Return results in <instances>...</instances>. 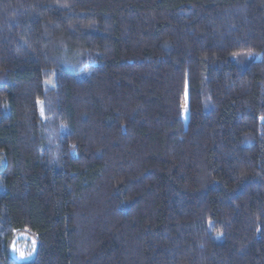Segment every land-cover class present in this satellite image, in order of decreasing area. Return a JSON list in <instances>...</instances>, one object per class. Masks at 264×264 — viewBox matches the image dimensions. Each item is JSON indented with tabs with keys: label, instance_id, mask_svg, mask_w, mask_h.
Returning a JSON list of instances; mask_svg holds the SVG:
<instances>
[{
	"label": "trees",
	"instance_id": "1",
	"mask_svg": "<svg viewBox=\"0 0 264 264\" xmlns=\"http://www.w3.org/2000/svg\"><path fill=\"white\" fill-rule=\"evenodd\" d=\"M0 264H264V0H0Z\"/></svg>",
	"mask_w": 264,
	"mask_h": 264
},
{
	"label": "rangeland",
	"instance_id": "2",
	"mask_svg": "<svg viewBox=\"0 0 264 264\" xmlns=\"http://www.w3.org/2000/svg\"><path fill=\"white\" fill-rule=\"evenodd\" d=\"M33 241L34 240L26 233L18 234V236L12 241V244L10 246L11 247L10 252H11L12 258L16 260H20L18 259V253H14L12 251L13 246H15V248L19 250H23L26 255L30 253V256L27 260L32 259L35 253V250H36V245H35V248L33 249V243H32ZM21 261H25V260H21Z\"/></svg>",
	"mask_w": 264,
	"mask_h": 264
},
{
	"label": "snow or ice",
	"instance_id": "3",
	"mask_svg": "<svg viewBox=\"0 0 264 264\" xmlns=\"http://www.w3.org/2000/svg\"><path fill=\"white\" fill-rule=\"evenodd\" d=\"M32 243H33V249H34L35 248V241H33ZM12 251L14 253H18V259H20V260H27L30 256V253L28 255H26L23 250H19V249L15 248V246H13Z\"/></svg>",
	"mask_w": 264,
	"mask_h": 264
}]
</instances>
